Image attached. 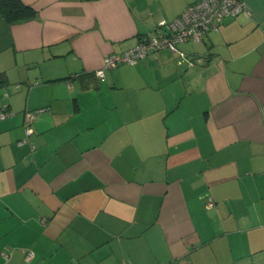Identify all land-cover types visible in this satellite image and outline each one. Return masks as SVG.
Returning <instances> with one entry per match:
<instances>
[{
	"label": "crops",
	"instance_id": "1",
	"mask_svg": "<svg viewBox=\"0 0 264 264\" xmlns=\"http://www.w3.org/2000/svg\"><path fill=\"white\" fill-rule=\"evenodd\" d=\"M21 1L0 15V264H264V0L103 78L196 0Z\"/></svg>",
	"mask_w": 264,
	"mask_h": 264
},
{
	"label": "built area",
	"instance_id": "2",
	"mask_svg": "<svg viewBox=\"0 0 264 264\" xmlns=\"http://www.w3.org/2000/svg\"><path fill=\"white\" fill-rule=\"evenodd\" d=\"M249 14L243 0H196L171 20L160 19L158 25L162 28L133 47L119 53H110L103 57L102 65L96 69L98 77H104V70L120 64H134L138 59L154 54L161 49L178 50V45L187 40H199L212 30H217L222 19L228 15L239 13ZM38 111V110H37ZM40 111V110H39ZM13 113L8 110L0 111V120ZM25 134L32 133L31 121L36 116V111L26 112ZM213 205V200H208L207 207ZM129 264V263H123Z\"/></svg>",
	"mask_w": 264,
	"mask_h": 264
},
{
	"label": "trees",
	"instance_id": "3",
	"mask_svg": "<svg viewBox=\"0 0 264 264\" xmlns=\"http://www.w3.org/2000/svg\"><path fill=\"white\" fill-rule=\"evenodd\" d=\"M35 10L21 0H0V15L7 22L22 21L31 18ZM3 76L0 74V83Z\"/></svg>",
	"mask_w": 264,
	"mask_h": 264
}]
</instances>
